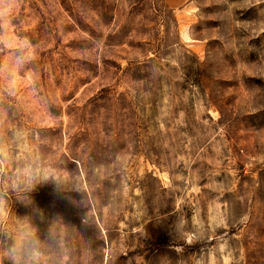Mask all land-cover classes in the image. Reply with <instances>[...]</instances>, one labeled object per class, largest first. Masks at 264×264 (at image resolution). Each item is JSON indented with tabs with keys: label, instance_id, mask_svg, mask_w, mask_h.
Wrapping results in <instances>:
<instances>
[{
	"label": "rangeland",
	"instance_id": "1",
	"mask_svg": "<svg viewBox=\"0 0 264 264\" xmlns=\"http://www.w3.org/2000/svg\"><path fill=\"white\" fill-rule=\"evenodd\" d=\"M0 7V264H264V0Z\"/></svg>",
	"mask_w": 264,
	"mask_h": 264
},
{
	"label": "clouds",
	"instance_id": "2",
	"mask_svg": "<svg viewBox=\"0 0 264 264\" xmlns=\"http://www.w3.org/2000/svg\"><path fill=\"white\" fill-rule=\"evenodd\" d=\"M4 3V0H0V5H2ZM7 15V12L0 7V19H3L5 16Z\"/></svg>",
	"mask_w": 264,
	"mask_h": 264
}]
</instances>
